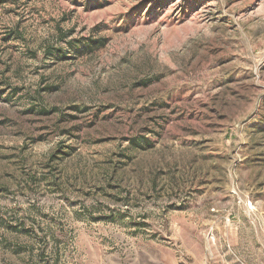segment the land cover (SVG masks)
<instances>
[{
  "label": "rangeland",
  "instance_id": "rangeland-1",
  "mask_svg": "<svg viewBox=\"0 0 264 264\" xmlns=\"http://www.w3.org/2000/svg\"><path fill=\"white\" fill-rule=\"evenodd\" d=\"M0 264H264V0H0Z\"/></svg>",
  "mask_w": 264,
  "mask_h": 264
},
{
  "label": "trees",
  "instance_id": "trees-1",
  "mask_svg": "<svg viewBox=\"0 0 264 264\" xmlns=\"http://www.w3.org/2000/svg\"><path fill=\"white\" fill-rule=\"evenodd\" d=\"M142 143H146V141H143V140H138V139H134L131 144L134 145V146H137V145H141Z\"/></svg>",
  "mask_w": 264,
  "mask_h": 264
}]
</instances>
